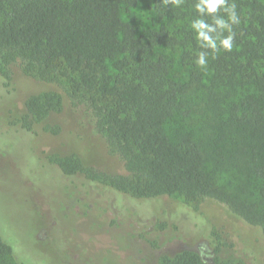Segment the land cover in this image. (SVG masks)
<instances>
[{
  "label": "trees",
  "instance_id": "1",
  "mask_svg": "<svg viewBox=\"0 0 264 264\" xmlns=\"http://www.w3.org/2000/svg\"><path fill=\"white\" fill-rule=\"evenodd\" d=\"M229 2L241 21L232 26L234 47L213 56L190 28L195 0L179 7L153 0L162 24L141 30L128 14L136 0H0V67L20 61L25 75L63 83L83 99L126 172H100L74 154L49 161L64 175L104 185L112 202L116 193L145 202L167 196L196 210L201 200H216L264 236V0ZM160 48L180 49L183 74ZM199 51L209 52L205 69L194 63ZM196 91L205 110L199 127L189 123ZM61 103L52 90L30 94L20 127L32 130L30 119ZM223 171L238 177L232 189L216 181ZM11 252L0 236V257ZM160 261L210 264L191 249Z\"/></svg>",
  "mask_w": 264,
  "mask_h": 264
},
{
  "label": "rangeland",
  "instance_id": "2",
  "mask_svg": "<svg viewBox=\"0 0 264 264\" xmlns=\"http://www.w3.org/2000/svg\"><path fill=\"white\" fill-rule=\"evenodd\" d=\"M128 14L140 30L162 24L153 0H136ZM158 51L183 74L179 48ZM204 76L206 85L210 74ZM47 90L61 94L60 108L30 119L32 130L20 127L25 99ZM201 92L191 94L193 127L205 118ZM73 154L100 172H126L83 99L68 95L63 83L25 75L20 61L0 67V236L12 249L0 262L161 264L162 257L191 249L210 264H250L252 258L264 264L260 229L225 204L205 198L194 210L167 196L145 202L119 193L112 202L104 185L64 175L49 161L51 155ZM216 181L232 189L238 177L223 171Z\"/></svg>",
  "mask_w": 264,
  "mask_h": 264
},
{
  "label": "clouds",
  "instance_id": "3",
  "mask_svg": "<svg viewBox=\"0 0 264 264\" xmlns=\"http://www.w3.org/2000/svg\"><path fill=\"white\" fill-rule=\"evenodd\" d=\"M182 3L183 0H161L164 7L170 4L179 7ZM193 7L197 16L191 20L190 28L199 47L210 50L213 56L221 49L231 51L235 36L232 26L241 22L236 4L230 3L229 0H195ZM220 12L224 15H219ZM205 16L211 18V23L204 19ZM208 56V51H199L194 63L200 69H205L208 65Z\"/></svg>",
  "mask_w": 264,
  "mask_h": 264
}]
</instances>
